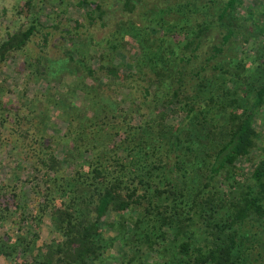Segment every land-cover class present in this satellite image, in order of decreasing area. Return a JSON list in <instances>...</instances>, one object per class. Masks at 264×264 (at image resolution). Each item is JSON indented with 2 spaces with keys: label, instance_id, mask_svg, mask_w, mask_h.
I'll list each match as a JSON object with an SVG mask.
<instances>
[{
  "label": "trees",
  "instance_id": "1",
  "mask_svg": "<svg viewBox=\"0 0 264 264\" xmlns=\"http://www.w3.org/2000/svg\"><path fill=\"white\" fill-rule=\"evenodd\" d=\"M0 257L264 264V0H0Z\"/></svg>",
  "mask_w": 264,
  "mask_h": 264
},
{
  "label": "rangeland",
  "instance_id": "2",
  "mask_svg": "<svg viewBox=\"0 0 264 264\" xmlns=\"http://www.w3.org/2000/svg\"><path fill=\"white\" fill-rule=\"evenodd\" d=\"M6 71L11 75V79H10V82H14V83H19V79H18V77H15L14 75H13V67L11 66V67H9V68H7L6 69ZM50 239H51V233L49 232V228L47 227V226H43L42 228H41V239H40V241H39V243L40 244H42L43 242H48V241H50ZM261 262H263L264 263V258L261 260ZM0 264H7L6 263V261L4 260V258H2V257H0Z\"/></svg>",
  "mask_w": 264,
  "mask_h": 264
}]
</instances>
